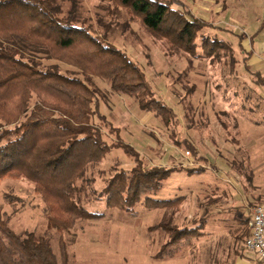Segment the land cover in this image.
Wrapping results in <instances>:
<instances>
[{
	"label": "rangeland",
	"instance_id": "1",
	"mask_svg": "<svg viewBox=\"0 0 264 264\" xmlns=\"http://www.w3.org/2000/svg\"><path fill=\"white\" fill-rule=\"evenodd\" d=\"M172 1L209 24L198 40L196 55L156 38L125 9L115 10L109 0H59L64 12L76 5L98 33L103 35L107 28L109 42L140 66L156 97L176 115L177 122L167 125L154 113L141 110L135 98L114 93L107 80L93 77L90 84L99 92L100 112L118 130L112 132L105 120L94 116L105 141L113 144L120 139L140 154L147 167L204 169L192 176L172 174L163 188L152 194L159 200L184 197V203L156 210L141 203L135 208L137 215L131 216L108 208L101 195L112 175L136 165L123 149L114 148L103 162L90 166L89 181L80 183L85 186L80 205L104 214V218L78 221L65 235L48 230L45 205L33 184L23 179L3 181L0 207L10 217L12 228L17 233H48L58 256L64 239L69 264H227L228 255L242 248L250 231L247 220L255 207L251 198L253 170L247 163L240 164L244 152H238L236 116L246 115L249 109L243 107L254 104L244 101L237 109L238 101L248 95L245 87H256L244 60L253 71L264 74V0ZM205 37L220 42L218 59L203 57ZM256 42L261 50L256 49ZM61 68L66 71L70 67ZM257 90L252 94L255 100L264 101L262 89ZM255 111L261 113L264 123V109ZM253 147L264 151V141H256ZM261 156L256 157L258 162ZM6 195L17 199L15 205ZM205 216V235L200 241L183 248L175 258H156L169 236L162 230L151 231L153 226H190Z\"/></svg>",
	"mask_w": 264,
	"mask_h": 264
},
{
	"label": "trees",
	"instance_id": "2",
	"mask_svg": "<svg viewBox=\"0 0 264 264\" xmlns=\"http://www.w3.org/2000/svg\"><path fill=\"white\" fill-rule=\"evenodd\" d=\"M109 1L115 10L125 9L156 38L186 54L196 55L202 31L209 26L172 0ZM105 29L103 35L98 33L76 5L64 12L59 0H0V185L7 179L33 184L45 205L48 230L62 235L78 221L104 218L80 205L85 190L80 183L89 181L90 166L103 162L114 148L123 149L136 165L112 175L101 195L108 208L131 216L137 215L135 208L141 203L149 210L179 206L184 197L159 200L152 194L172 174L192 176L204 170L147 167L120 139L113 144L105 141L94 116L105 120L112 132L118 130L100 112L99 92L90 84L93 77L107 80L114 93L135 98L141 110L165 124L177 122L174 111L156 97L144 71L109 42ZM201 47L203 57L221 55L218 41L205 37ZM63 64L69 70L63 71ZM244 64L251 82L264 91L263 73L253 71L246 60ZM6 199L12 205L17 201L10 195ZM206 222L205 216L190 226H153L151 231L169 236L156 258H175L183 248L193 247L204 237ZM67 248L61 239L58 256L48 233H17L0 207V264H69Z\"/></svg>",
	"mask_w": 264,
	"mask_h": 264
},
{
	"label": "crops",
	"instance_id": "3",
	"mask_svg": "<svg viewBox=\"0 0 264 264\" xmlns=\"http://www.w3.org/2000/svg\"><path fill=\"white\" fill-rule=\"evenodd\" d=\"M254 45L256 49L261 50V45L259 42H256V44ZM257 89H258L257 86L256 87L249 86L247 88L245 87L244 92H247L248 95L244 97L243 101H241L242 99L238 101L239 106L237 109L239 110L240 108L243 107L244 101H246L248 104L250 103H254V104H251L248 107L246 106L243 107L249 109L246 115H241V113H238V115L236 116L237 119L236 121H238L236 122V127H237L236 134H238L237 144L240 145L239 149L241 150L240 151L238 149V152L239 153L244 152L243 159L241 160L242 162H240V164L246 165L247 163L248 166L252 167L253 176H251L252 180L250 179L252 183L251 198L253 199V204L255 206L264 204V151L261 150L255 151L253 147L255 146L256 141H260V140L264 141V123L259 118L262 115L261 113L255 111V109L258 110V107L261 108L262 110L264 109V101L255 100L254 96L252 95L254 92L258 91ZM263 95H264V91H263ZM247 115H254L257 117L250 119L249 116ZM261 153H263V155ZM259 155L260 156L262 155L261 156L262 159L259 160L258 162V160H256L257 159L256 157H259ZM240 171H243V169ZM185 201L186 199H184L182 203H184ZM227 259H228L227 264H258L259 263L256 255L251 252H248L245 249V243L244 245H242V248L238 249V251H234L233 253L229 254Z\"/></svg>",
	"mask_w": 264,
	"mask_h": 264
},
{
	"label": "built area",
	"instance_id": "4",
	"mask_svg": "<svg viewBox=\"0 0 264 264\" xmlns=\"http://www.w3.org/2000/svg\"><path fill=\"white\" fill-rule=\"evenodd\" d=\"M248 226L250 234L245 241V249L256 255L258 264H264V204L252 209Z\"/></svg>",
	"mask_w": 264,
	"mask_h": 264
}]
</instances>
